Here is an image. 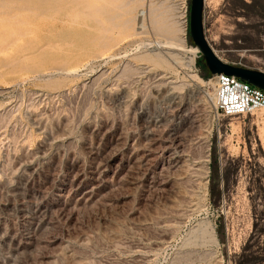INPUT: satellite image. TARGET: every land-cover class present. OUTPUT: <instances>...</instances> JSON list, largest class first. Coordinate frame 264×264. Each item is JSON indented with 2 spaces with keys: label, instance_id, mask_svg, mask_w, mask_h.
I'll return each instance as SVG.
<instances>
[{
  "label": "rangeland",
  "instance_id": "obj_1",
  "mask_svg": "<svg viewBox=\"0 0 264 264\" xmlns=\"http://www.w3.org/2000/svg\"><path fill=\"white\" fill-rule=\"evenodd\" d=\"M188 6L0 0V264H264V107L215 114ZM201 22L264 73V0Z\"/></svg>",
  "mask_w": 264,
  "mask_h": 264
},
{
  "label": "built area",
  "instance_id": "obj_2",
  "mask_svg": "<svg viewBox=\"0 0 264 264\" xmlns=\"http://www.w3.org/2000/svg\"><path fill=\"white\" fill-rule=\"evenodd\" d=\"M212 104L215 114L223 117L249 113L264 107V90L233 75L214 74Z\"/></svg>",
  "mask_w": 264,
  "mask_h": 264
},
{
  "label": "water",
  "instance_id": "obj_3",
  "mask_svg": "<svg viewBox=\"0 0 264 264\" xmlns=\"http://www.w3.org/2000/svg\"><path fill=\"white\" fill-rule=\"evenodd\" d=\"M203 0H189L188 6V34L199 55L202 56L204 65L210 74L223 73L233 75L264 90V73L259 70L232 65L221 61L213 53L211 47L204 38L201 22Z\"/></svg>",
  "mask_w": 264,
  "mask_h": 264
},
{
  "label": "bare ground",
  "instance_id": "obj_4",
  "mask_svg": "<svg viewBox=\"0 0 264 264\" xmlns=\"http://www.w3.org/2000/svg\"><path fill=\"white\" fill-rule=\"evenodd\" d=\"M181 5V3H180ZM182 7V6H181ZM166 13V12H165ZM153 15V14H152ZM180 17V20L178 22L175 23L174 27L172 28H175L173 30H171L172 28H170L168 26L169 23H167V20L164 19L162 20V23L157 27V29L161 32H164V33H175L177 34V37L174 39L175 40V43L174 45L176 47H179V48H182V49H185V42H184V37H185V15H184V12L181 13V15L179 16ZM142 21V20H141ZM143 23V22H142ZM160 23V22H159ZM173 25V24H172ZM142 27V26H141ZM169 30L173 31V32H170ZM173 33V34H174ZM173 41V40H172ZM171 41V42H172ZM171 45H173V43H170ZM196 49V53L198 52L197 48L195 47L194 50ZM196 56V55H195ZM194 56V57H195ZM187 67L190 69V66L189 64L187 65ZM195 73V72H194ZM189 78L191 79L192 82H203V80L196 74H190L189 75ZM214 81V74H212V78L208 80V82H213ZM207 96H209V98L213 101V95L210 94V93H207L206 94Z\"/></svg>",
  "mask_w": 264,
  "mask_h": 264
}]
</instances>
